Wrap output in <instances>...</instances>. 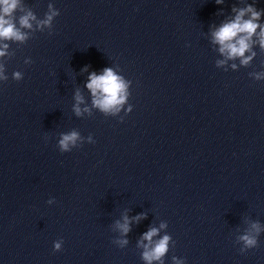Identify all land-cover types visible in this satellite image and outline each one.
<instances>
[{"label":"clouds","instance_id":"9594fccd","mask_svg":"<svg viewBox=\"0 0 264 264\" xmlns=\"http://www.w3.org/2000/svg\"><path fill=\"white\" fill-rule=\"evenodd\" d=\"M221 0H217L220 3ZM21 6V0H0V39L3 40H18L23 41L26 39V34L20 31V28L16 26L14 22V13ZM246 13H250L249 19H244ZM57 15L55 11L48 15L47 18L41 22L42 25H50L53 16ZM260 17V13L255 11L252 6L247 9L240 10L235 19L228 23L223 24L218 30L213 33L215 42L221 45L220 51L227 53L229 58L244 57L246 51L250 48L249 41L256 33V30L260 25L256 22ZM35 16L31 11H28L25 15L20 16L19 25L21 28H31L30 21L35 20ZM259 41L261 47H264V28H261L259 33ZM7 48V45L4 46ZM5 55L4 51H0V56ZM251 57L244 58L241 62L247 64ZM235 67V65H233ZM260 79L261 76L256 77ZM0 79H7L0 75ZM14 79H21L20 73H14ZM86 87L91 91L94 100V106L100 108L104 112L118 111L119 106L122 105L127 97V84L118 75L114 73L111 68H105L101 75L91 73L89 81ZM77 100H80L77 95ZM79 114V108L76 109ZM78 139V134L72 132L70 134L62 135L59 140V147L62 152L69 150V145H75ZM123 233L129 231L127 218L125 223L119 225ZM164 227V225H161ZM257 234L260 229L257 224L252 225ZM158 230L155 228L150 229L144 233L143 240L148 241V244L144 245L145 251L143 252V259L151 264L152 261H161L168 251V243L170 237L165 235L160 240L153 244L152 238L157 235ZM243 241L245 249L255 248L257 246L256 236L245 234L240 237ZM122 243H127L123 241ZM56 250L61 248V243L57 242L54 245Z\"/></svg>","mask_w":264,"mask_h":264}]
</instances>
